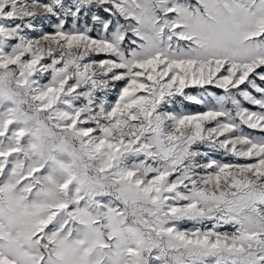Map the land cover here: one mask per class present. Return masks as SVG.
<instances>
[{
  "label": "snow or ice",
  "instance_id": "snow-or-ice-1",
  "mask_svg": "<svg viewBox=\"0 0 264 264\" xmlns=\"http://www.w3.org/2000/svg\"><path fill=\"white\" fill-rule=\"evenodd\" d=\"M0 264H264V0H0Z\"/></svg>",
  "mask_w": 264,
  "mask_h": 264
}]
</instances>
